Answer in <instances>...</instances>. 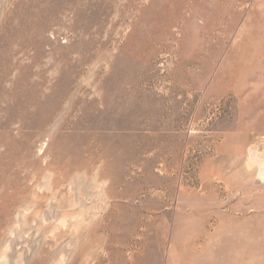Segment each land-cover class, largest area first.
<instances>
[{"label": "rangeland", "instance_id": "rangeland-1", "mask_svg": "<svg viewBox=\"0 0 264 264\" xmlns=\"http://www.w3.org/2000/svg\"><path fill=\"white\" fill-rule=\"evenodd\" d=\"M76 197L104 214L66 260ZM14 233L27 264H264V0H0V264Z\"/></svg>", "mask_w": 264, "mask_h": 264}, {"label": "bare ground", "instance_id": "bare-ground-1", "mask_svg": "<svg viewBox=\"0 0 264 264\" xmlns=\"http://www.w3.org/2000/svg\"><path fill=\"white\" fill-rule=\"evenodd\" d=\"M43 181H44L43 185H39L38 189L41 191L42 190H48V191L51 190L49 178L44 177ZM90 189H92V192H93L92 194H93L94 198H97L99 200L98 202H101V203L104 202V197H103L102 193L95 190V188L91 187ZM74 204L79 209V211L72 213V215L71 214L65 215L64 217H62L59 220V222L57 224H55L56 229L57 228H63V232H64V229L69 227V225H67V221L70 218L71 219L73 218L72 222L70 221L71 222L70 227L74 230V232L73 233L71 232L72 233L71 236L65 241V245H64L65 247H69V250H67V253L65 254L66 260L72 259L74 257V255L77 253V248L79 245V242H78L79 237L78 236H79L80 232L86 231V235L90 234L93 231V229L96 226H98V224L102 220L103 214H104L103 213L104 209H102L98 205V203H96V204L84 203V201L82 199H80L79 197H76V199L74 200ZM49 209H50V214L49 215L44 214L45 215V216H43L44 221H47V218H49V220L51 219V220L57 221V212H58L57 207L51 206ZM84 210H87L89 212L87 214H84V216L80 217L79 212L84 211ZM22 216H23V212L18 213V219H17L16 223L21 225L22 227H24V223L21 221ZM45 224H47V223H45ZM37 226L38 225L36 223H34L33 226L31 227L30 231L34 232L35 229L37 228ZM61 232L62 231H60L58 233H61ZM43 242H44V238L38 239L37 242H34V241L30 242V240L26 239V236H23V235L17 236V235H15V233L11 234L4 241V243L6 245L11 246L10 251L19 250L22 254V255L18 254L19 255L18 259L16 261H14V264H27L32 259V257L38 253L41 245H43ZM4 255L5 254H3L2 258L4 257ZM6 260H8V258ZM2 264H7V263L4 262Z\"/></svg>", "mask_w": 264, "mask_h": 264}, {"label": "crops", "instance_id": "crops-1", "mask_svg": "<svg viewBox=\"0 0 264 264\" xmlns=\"http://www.w3.org/2000/svg\"><path fill=\"white\" fill-rule=\"evenodd\" d=\"M237 249H238V245H237ZM228 264H230V263H228ZM236 264H240L239 261H238V259L236 260ZM241 264H243V262H241Z\"/></svg>", "mask_w": 264, "mask_h": 264}]
</instances>
